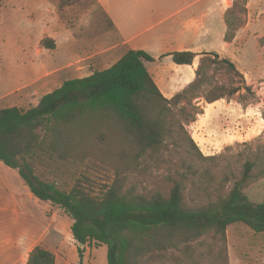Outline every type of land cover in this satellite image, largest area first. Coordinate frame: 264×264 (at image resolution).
<instances>
[{
	"label": "trees",
	"instance_id": "obj_1",
	"mask_svg": "<svg viewBox=\"0 0 264 264\" xmlns=\"http://www.w3.org/2000/svg\"><path fill=\"white\" fill-rule=\"evenodd\" d=\"M91 1L108 29L115 28L98 0ZM76 5L86 8L89 1H60L62 8ZM246 15L247 0L236 1L227 11L226 42H233ZM45 44L55 49L53 39ZM169 56L177 65H193L198 55L185 51ZM154 61L144 50H128L107 69L66 80L36 106L0 110V162L18 171L35 198L58 206L73 219L79 264H84L85 248L93 244L106 245L107 264H158L154 254L211 234L225 240L229 226L236 223L264 233V202L250 200L245 192L256 176L257 163L251 159L239 175L228 173L216 187L208 186L214 179L210 169L200 171L185 159L183 172H175L179 179L169 176L168 191L142 193L129 184L132 174H145L150 162L163 155H195L198 162H215L219 157L204 156L186 127L204 113L201 102L213 104L236 95L242 101L253 95L233 61L205 53L195 79L166 98L147 68ZM210 70L224 71L228 82L213 85ZM45 162L86 167L87 172L109 173L112 178L98 193L85 175L63 190L37 175V164ZM189 186L198 199L190 197ZM56 259L53 251L37 245L26 264H56Z\"/></svg>",
	"mask_w": 264,
	"mask_h": 264
},
{
	"label": "rangeland",
	"instance_id": "obj_2",
	"mask_svg": "<svg viewBox=\"0 0 264 264\" xmlns=\"http://www.w3.org/2000/svg\"><path fill=\"white\" fill-rule=\"evenodd\" d=\"M60 1L0 0V110L13 106L29 109L37 105L44 95L59 86L63 76L70 74L61 72L47 80L42 79V76L75 62L77 56L90 57L75 66L81 69V74L107 69L119 60L123 50L115 53L110 50L117 34L109 35L111 31L108 23L98 6L88 0L89 6L86 8L77 5L62 8ZM258 9H251L253 16L250 15L252 24L249 31H252V35L249 36L245 31L240 33L242 40H249L244 43L247 46L243 48L238 64L251 75L257 69L259 54L256 49L260 47L253 35L256 32L264 33V17L256 18ZM48 39L54 40L55 49L45 47ZM76 40L81 45L73 46ZM70 45L72 48L68 49ZM208 76L212 78L213 85L227 83L229 79V75L222 70H210ZM235 80L237 83L238 78ZM246 83L251 85L253 95H247L243 102L240 95L221 99L212 107L201 102L202 107L212 108L211 117H201L206 113L205 110L197 117V120L207 122L208 128L203 133L206 139H211L210 143L201 142L195 135L193 126L197 120L186 127L204 156L219 157L215 162H198L195 155H163L157 162H150L151 167L145 174H132L129 184L135 185L142 193L168 191L172 186L169 176L179 179L175 172H183L180 166L185 159L200 171L210 169L214 179L210 180L208 186L216 187L228 173L239 175L244 162L251 159L257 163L254 171L256 176L245 192L250 200L264 202L262 126L257 123L256 128L251 130V123L249 126L241 125L244 129L240 133L248 134L246 137L240 135L231 140L220 137L233 134L236 126V118L232 115L234 112L223 108L226 103L239 102L245 107L258 103L256 118L263 123L264 77L257 80L250 78ZM243 94L246 92L243 91ZM216 136L218 138L214 139ZM37 165V175L42 180L56 182L63 190H70L76 180H84L85 175L98 193L101 185L112 178L109 173L87 172L86 167L74 169L47 162ZM84 183L87 184L86 181ZM228 185L229 188L232 186ZM201 186L207 184L199 183ZM193 190L194 187L189 186L190 197L198 199L191 195ZM72 224L73 219L65 210L35 198L18 171L0 162V264H26L29 253L37 245L53 251L57 258L56 264H79L78 243L72 235ZM153 258L158 264H264V233H255L245 224L236 223L229 226L225 240L214 234L202 236L177 249L158 252ZM83 261L84 264H107L106 245L86 247Z\"/></svg>",
	"mask_w": 264,
	"mask_h": 264
},
{
	"label": "crops",
	"instance_id": "obj_3",
	"mask_svg": "<svg viewBox=\"0 0 264 264\" xmlns=\"http://www.w3.org/2000/svg\"><path fill=\"white\" fill-rule=\"evenodd\" d=\"M236 1L239 0H98V3L114 24L115 28L110 30L109 35L112 33L117 34L116 42L113 43L110 50L115 53L122 49L119 59L128 50L148 52L155 58V61L148 63L147 68L162 94L166 98H171L195 79L200 58L205 53H216L220 58H229L244 74L248 82L250 78L257 80L264 77V42H262L264 33L256 32L253 35L260 45L256 49L259 54L256 72L251 75L238 64L243 48L247 46L244 43H248L249 40V38L242 40L240 33L245 31L249 36L252 35V31H249L252 24L250 15L253 16L251 9L252 7H258L256 18H263L264 0H247L248 18L245 16V25L236 32L233 42H226V13ZM72 44L73 46L81 45L79 40ZM70 48H72L71 45L68 49ZM71 51L73 50L71 49ZM185 51L198 55L193 65H177L173 62L172 56H169L174 52ZM88 58L90 57L77 56L75 62H70L59 70L47 72V75L42 76V79L47 80L61 72H68L67 75L70 74V76H63L64 78L57 86L59 88L66 80L86 77L90 74H81V69H76L75 66ZM58 79L61 78L58 76ZM215 104L207 105L212 107ZM211 107L205 108L203 106L206 113L201 117H206V115L211 117ZM223 108L230 112L233 111L232 115L234 119L236 118L233 134L220 135L223 140H231L233 137L238 138L240 135L246 137L248 134L243 135V133H240L244 129L241 125L249 126L248 124L251 123L249 129L252 130L256 128L258 123L264 130V120L261 119L263 122L261 123L256 118L258 103L245 107L239 102H231L230 104L226 103ZM253 119H255L254 122ZM206 128H208L207 122L200 120H197V123L193 126L197 138L201 142L210 143L211 139H206L203 133Z\"/></svg>",
	"mask_w": 264,
	"mask_h": 264
},
{
	"label": "water",
	"instance_id": "obj_4",
	"mask_svg": "<svg viewBox=\"0 0 264 264\" xmlns=\"http://www.w3.org/2000/svg\"><path fill=\"white\" fill-rule=\"evenodd\" d=\"M79 246H80L81 248H83V247H84V244H79Z\"/></svg>",
	"mask_w": 264,
	"mask_h": 264
}]
</instances>
